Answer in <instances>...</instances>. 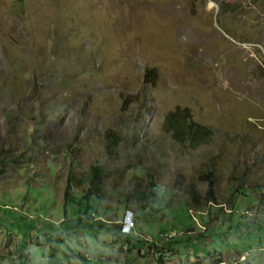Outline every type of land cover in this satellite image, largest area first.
Masks as SVG:
<instances>
[{"label":"rangeland","instance_id":"374dc122","mask_svg":"<svg viewBox=\"0 0 264 264\" xmlns=\"http://www.w3.org/2000/svg\"><path fill=\"white\" fill-rule=\"evenodd\" d=\"M0 264H264V0H0Z\"/></svg>","mask_w":264,"mask_h":264},{"label":"trees","instance_id":"16d2710c","mask_svg":"<svg viewBox=\"0 0 264 264\" xmlns=\"http://www.w3.org/2000/svg\"><path fill=\"white\" fill-rule=\"evenodd\" d=\"M152 74L153 72L152 70H150L146 73L145 76L152 77ZM162 129L170 136L172 140L176 141L181 146H186L190 149H196L200 145L208 144L213 137V131L211 130V128L193 120L192 114L188 107L176 106L174 109L168 110L163 117ZM106 143L108 151L110 153L112 151L114 152L118 144V136L114 133L106 134ZM103 173L104 168L102 165H92L90 167V174L92 175L90 179L91 184L93 185L97 179L103 176ZM207 183L208 191L206 195H204V197H202L197 192L193 185L190 186L192 202L196 208L200 206V200L202 198H206L208 201L214 200L212 178L208 179ZM67 191L68 190L66 189L64 197L65 204H67L68 202H75L80 204L81 201H83L82 199H80L77 202L74 197L68 195ZM91 191L92 188H89L87 195L84 197V201L86 202V209L79 213L80 221L87 222L92 219L91 215L87 214L88 205L92 201V197L97 204L101 202L99 192L92 193ZM162 194V189H160V187L154 182L153 179H149L147 186L141 194V198L145 201H149L150 205L154 203L162 205ZM116 236H118L119 239L127 242L137 241V237H132L130 234H124L121 231V228L117 230ZM220 261V259H217L216 262Z\"/></svg>","mask_w":264,"mask_h":264},{"label":"built area","instance_id":"2783aa9c","mask_svg":"<svg viewBox=\"0 0 264 264\" xmlns=\"http://www.w3.org/2000/svg\"><path fill=\"white\" fill-rule=\"evenodd\" d=\"M134 227H135V222L133 221L132 217H126V221H123L121 225V231L124 234H133L134 233ZM173 236V234H169L168 237Z\"/></svg>","mask_w":264,"mask_h":264},{"label":"bare ground","instance_id":"6f19581e","mask_svg":"<svg viewBox=\"0 0 264 264\" xmlns=\"http://www.w3.org/2000/svg\"><path fill=\"white\" fill-rule=\"evenodd\" d=\"M124 221H126V219H124Z\"/></svg>","mask_w":264,"mask_h":264}]
</instances>
